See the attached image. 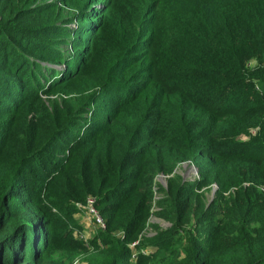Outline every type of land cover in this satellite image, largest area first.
Returning a JSON list of instances; mask_svg holds the SVG:
<instances>
[{
	"label": "trees",
	"instance_id": "16d2710c",
	"mask_svg": "<svg viewBox=\"0 0 264 264\" xmlns=\"http://www.w3.org/2000/svg\"><path fill=\"white\" fill-rule=\"evenodd\" d=\"M263 52L264 0H0V264H264Z\"/></svg>",
	"mask_w": 264,
	"mask_h": 264
},
{
	"label": "rangeland",
	"instance_id": "374dc122",
	"mask_svg": "<svg viewBox=\"0 0 264 264\" xmlns=\"http://www.w3.org/2000/svg\"><path fill=\"white\" fill-rule=\"evenodd\" d=\"M96 17H98V15H96ZM110 36L108 33L106 34H102L100 36L99 39V47H100V58H108L110 59L111 56H113V45L110 46ZM107 45L108 49H107ZM245 65L248 68H256V67H264V52L261 55H252L250 57L247 58V60L245 61ZM100 67L98 66H93L92 70L93 72L98 73L99 72ZM258 87L259 89L257 90H261L262 88L264 89V83L262 82H258ZM55 95H52L51 97H54ZM44 97V96H43ZM89 117V115H84ZM252 132L254 130H251ZM241 139H247V137L243 136L240 137ZM178 176L182 181H188V180H193L197 178V171L195 169V167L193 166L192 163L190 162H183V163H178L173 171L172 174L170 175H163V174H157L155 177V183H156V190H155V199L159 198L160 195L162 194L161 189H165L166 188V184H167V178L169 176ZM216 191V187L212 184L210 185L208 188H206L205 191V195L206 198L209 200L212 199V197L214 196V193ZM157 209V206L154 204L152 207V211H155ZM75 218L78 220V222H80V224L84 223V218H86L87 216L82 213H75ZM149 224L146 227L145 233L144 235L146 236H150L154 233V229L153 226L156 225V228L158 230H164L168 227L171 226V222H169L167 219L157 216L155 213H152L149 219ZM88 225V224H87ZM85 225V227L90 230L91 227ZM93 226V225H92ZM85 233V232H84ZM89 236H92V232H88ZM146 250L149 248H145ZM85 256V254H79L77 257H75V261L74 263H77L79 259H82Z\"/></svg>",
	"mask_w": 264,
	"mask_h": 264
},
{
	"label": "built area",
	"instance_id": "2783aa9c",
	"mask_svg": "<svg viewBox=\"0 0 264 264\" xmlns=\"http://www.w3.org/2000/svg\"><path fill=\"white\" fill-rule=\"evenodd\" d=\"M256 88H258L257 85H255ZM79 208L83 210L84 214L87 216L84 218V225L82 231H75V234L79 236L80 238H83L84 240L89 237L88 232L94 233L96 229L105 230L106 224L103 219V217L98 212L97 208L94 206V199L92 197H87L86 202L83 204H78ZM86 222V223H85ZM88 224V225H87ZM85 225L91 227L90 230H88ZM93 225V226H92ZM85 232V233H84ZM135 254L132 255L134 257Z\"/></svg>",
	"mask_w": 264,
	"mask_h": 264
},
{
	"label": "crops",
	"instance_id": "0c3cea01",
	"mask_svg": "<svg viewBox=\"0 0 264 264\" xmlns=\"http://www.w3.org/2000/svg\"><path fill=\"white\" fill-rule=\"evenodd\" d=\"M86 223V222H85Z\"/></svg>",
	"mask_w": 264,
	"mask_h": 264
}]
</instances>
